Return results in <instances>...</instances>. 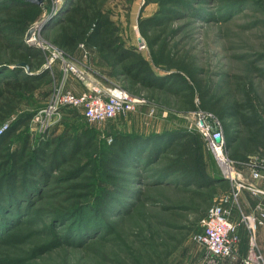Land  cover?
I'll list each match as a JSON object with an SVG mask.
<instances>
[{
  "label": "rangeland",
  "instance_id": "obj_1",
  "mask_svg": "<svg viewBox=\"0 0 264 264\" xmlns=\"http://www.w3.org/2000/svg\"><path fill=\"white\" fill-rule=\"evenodd\" d=\"M72 1H44L42 18L46 17L47 21L35 33V46L44 53L45 62L50 50L43 47L52 44L49 28L58 22ZM263 3L264 0H196L198 12L202 11L200 16L179 19L174 27L178 30L175 41L191 50L205 76L220 83L231 97H239L238 87L243 81L254 82L262 99L258 112L264 122V61L260 57L264 52ZM157 7L154 3L146 5L145 0H106L105 3L121 37L135 45L141 37L137 23L139 15H152ZM142 51L148 56L147 49ZM75 58L82 60L81 55ZM86 63L106 76L94 73L101 83H123L120 78L109 75L105 61L97 54H90ZM60 65L58 61L53 69L48 68L51 76L41 90L23 95L16 113L0 124V134L18 117L46 102L53 89L74 90V86H78L77 80L65 74ZM155 95V101L141 95L146 103L112 119L89 121L81 110L68 108L53 133L40 134L31 120L14 135L0 152V172L11 165L13 151H21L26 144L24 156L39 155L37 163L40 165L26 174V178L32 179V187L26 193L29 201H26L23 215L0 235V253L4 252L0 264H115L128 245L137 247V235H147L150 229L162 233L170 231L167 226L170 220L162 207L176 202L180 194L163 181L154 179L156 166L145 171L127 165L113 154L118 152L115 142L110 143L112 137L124 133L153 135L176 129L197 130L200 121L197 112L178 111L177 100L172 94L155 92ZM151 107L154 108L152 114ZM7 122L9 127L1 132ZM239 139H246L245 130H240ZM37 147L44 150L39 151ZM206 154L210 172L221 174L223 167L207 146ZM236 169L250 177V172L240 164ZM37 173H41L42 178L38 179ZM108 192L112 197L104 201ZM95 201H102V205L98 207ZM81 210V216L88 223L93 222L95 236L92 238H79L76 226L68 224L70 216ZM17 231L21 232L18 244L6 237L9 232ZM6 244H9L8 251L2 248ZM201 251L189 235L171 256L169 264H194Z\"/></svg>",
  "mask_w": 264,
  "mask_h": 264
},
{
  "label": "trees",
  "instance_id": "obj_2",
  "mask_svg": "<svg viewBox=\"0 0 264 264\" xmlns=\"http://www.w3.org/2000/svg\"><path fill=\"white\" fill-rule=\"evenodd\" d=\"M194 2L196 0H145L146 5L158 6L152 15L138 17V30L145 40L148 56L121 37L116 21L105 9L106 0L72 1L58 22L49 28L51 43L72 56L79 54L80 44L84 43L91 54L105 61L109 75L120 78L123 82L120 85L134 95L155 101V92L172 94L180 112L211 113L221 122L230 158L244 161L254 154L264 155V122L258 112L262 99L254 82L243 81L238 87L239 97H231L220 83L205 76L191 50L175 41L178 30L174 22L200 16L202 12H198ZM44 8L45 4L24 0H0V124L16 113L23 95L41 90L51 76L50 70L44 67L46 59L42 50L25 41L28 26L42 18ZM260 57L264 61V52ZM68 108L81 110L67 106L63 112ZM36 110L18 117L0 134V152L21 128L31 123ZM59 124L45 133H53ZM241 129L246 131V139L242 141L239 139ZM113 142L118 147V152L113 153L117 158L145 171L156 166L154 179L180 194L176 202L162 207L168 214L170 231L162 233L150 229L147 235H137V247L128 245L115 264H169L171 256L189 235L200 229L216 196L231 190L232 184L223 173L210 172L206 154V146H209L198 130L176 129L153 135L124 133L112 137L110 143ZM26 145L21 151H13L11 165L0 172V235L8 226L19 222L29 201L26 193L32 187V179L26 178V174L40 165L37 163L39 155L24 156ZM37 174L38 179L42 178L41 173ZM111 197L108 192L103 199L108 201ZM96 204L100 207L102 201ZM81 214L83 210L70 214L68 224L76 226L79 238H92L95 236L93 222L88 223ZM20 233L9 232L6 237L18 244ZM8 246L2 248L8 251Z\"/></svg>",
  "mask_w": 264,
  "mask_h": 264
},
{
  "label": "built area",
  "instance_id": "obj_3",
  "mask_svg": "<svg viewBox=\"0 0 264 264\" xmlns=\"http://www.w3.org/2000/svg\"><path fill=\"white\" fill-rule=\"evenodd\" d=\"M137 46L140 50L147 49L145 40ZM46 47L49 48L50 54L47 62L44 63L45 67L53 69V65L59 61L64 73L72 75L83 83L85 89L81 92L63 87L53 89L46 103L32 116V122L38 132L45 133L55 126L63 116V108L67 106L80 108L87 120L96 122L134 111L138 105L147 102L143 96L132 94L120 84H103L94 77V73H98L106 78L86 63L91 52L84 43L80 44L82 60L76 59L53 44L43 48ZM153 112L154 108L151 107L150 113ZM197 113L200 117L197 130L218 157L223 167V176L230 180L232 189L216 196L207 216L201 221L200 229L192 234V238L205 250L202 264H222L225 259L233 255L241 242L238 229L240 224L231 217L232 207L239 202L241 190L247 189L254 195L264 194V189L256 182L264 180V155L254 154L244 161L230 158L226 150V139L221 122L211 113L202 111ZM208 116L214 119L213 126H218V132H212V126L207 121ZM9 125L7 122L1 128V132ZM237 164L248 170L250 177L237 170ZM241 222L248 232V251L243 264H264V252L258 241V230L264 225V206L258 205L252 212H242Z\"/></svg>",
  "mask_w": 264,
  "mask_h": 264
},
{
  "label": "crops",
  "instance_id": "obj_4",
  "mask_svg": "<svg viewBox=\"0 0 264 264\" xmlns=\"http://www.w3.org/2000/svg\"><path fill=\"white\" fill-rule=\"evenodd\" d=\"M130 44L135 45L133 43H130ZM137 44H139V38H137ZM79 55H81V50L79 54L76 56H79ZM77 82H78V86H74V90L77 92L83 91L85 89V85H83L78 80ZM256 182L259 186H261L264 189V180L261 179ZM258 205L264 206V194L254 195L247 189L241 190L240 195H239V202L233 205L232 213H231L232 219L236 223L240 224L238 229L241 235V242L235 249L233 255L225 259L222 264H243L244 257L246 256L247 251H248V232L244 224H242L241 222V213L242 212H252L256 209ZM258 241L264 252V225H262L258 230ZM203 252H205L204 249H202V251L197 254V258L194 264H202V259H203V254H204Z\"/></svg>",
  "mask_w": 264,
  "mask_h": 264
},
{
  "label": "water",
  "instance_id": "obj_5",
  "mask_svg": "<svg viewBox=\"0 0 264 264\" xmlns=\"http://www.w3.org/2000/svg\"><path fill=\"white\" fill-rule=\"evenodd\" d=\"M24 1H27V2H30V3H35V4H38V5H44V1L45 0H24ZM47 21V18L46 17H43L42 19H40L39 21L35 22L26 32L25 34V40L28 42V44L30 45H36L37 44V40L35 38V33L37 31H40L42 26L44 25V23ZM143 37H139V43H142L143 42ZM207 121L210 123V125L212 126L211 127V130L213 133H216L219 131V128L218 126H213V122H214V119L212 118V116H208L207 117ZM218 138V137H217Z\"/></svg>",
  "mask_w": 264,
  "mask_h": 264
}]
</instances>
